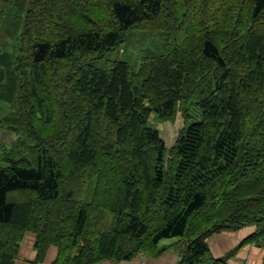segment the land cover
I'll return each instance as SVG.
<instances>
[{
	"label": "trees",
	"instance_id": "16d2710c",
	"mask_svg": "<svg viewBox=\"0 0 264 264\" xmlns=\"http://www.w3.org/2000/svg\"><path fill=\"white\" fill-rule=\"evenodd\" d=\"M137 29L183 38L133 69L109 54ZM0 101L17 134L0 146V264L28 231L39 261L57 246L51 264L157 256L175 237L180 264L264 248V0H0ZM179 112L168 149L150 117ZM246 226L213 256L210 236Z\"/></svg>",
	"mask_w": 264,
	"mask_h": 264
},
{
	"label": "crops",
	"instance_id": "0c3cea01",
	"mask_svg": "<svg viewBox=\"0 0 264 264\" xmlns=\"http://www.w3.org/2000/svg\"><path fill=\"white\" fill-rule=\"evenodd\" d=\"M255 226H246L235 231H223L210 236L207 241L211 253L215 257H221L231 252L244 238L254 232ZM36 234L26 232L20 246L18 257L14 264H51L57 256L58 248L51 245L44 260L39 261L36 249ZM178 238H169L160 242V247L165 250L157 256L139 254L132 260H104L97 264H180L181 255L178 247ZM264 248L255 244H249L241 248L233 255L228 264H263Z\"/></svg>",
	"mask_w": 264,
	"mask_h": 264
},
{
	"label": "rangeland",
	"instance_id": "374dc122",
	"mask_svg": "<svg viewBox=\"0 0 264 264\" xmlns=\"http://www.w3.org/2000/svg\"><path fill=\"white\" fill-rule=\"evenodd\" d=\"M9 33L6 35V37ZM183 38L180 31L166 34V32L152 31L146 29H137L129 34L128 40L120 48L109 54L112 59L127 61L133 69H136L144 56L154 52L162 53L173 46L177 41ZM9 106L0 101V114L8 111ZM192 117L188 119L187 124L199 121L201 119V110L198 106L191 109ZM151 124L159 131L160 136L165 140L168 149L174 146L179 131L184 127L185 121L181 112L178 113L174 122H160L154 115L150 117ZM17 138V134L10 131L6 126L0 125V146L1 144L9 146ZM7 163L0 159V168L5 167ZM166 240V239H165ZM164 240V241H165Z\"/></svg>",
	"mask_w": 264,
	"mask_h": 264
}]
</instances>
